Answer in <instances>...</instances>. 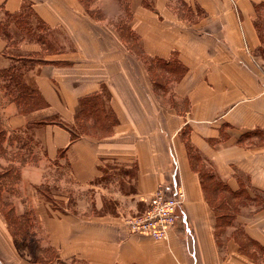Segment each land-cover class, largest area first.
<instances>
[{
  "label": "crops",
  "instance_id": "crops-1",
  "mask_svg": "<svg viewBox=\"0 0 264 264\" xmlns=\"http://www.w3.org/2000/svg\"><path fill=\"white\" fill-rule=\"evenodd\" d=\"M24 9L47 34L11 36L13 15ZM129 9L122 29L134 40L79 0H0V69L17 67L44 101L28 112L11 99L0 107L5 154L8 139L34 137L45 159L65 164L74 188L99 196L103 176L117 170L133 188L113 196L116 212L55 214L41 202L38 245L53 254L41 261L14 244L0 214V264H264V207L249 206L244 216L243 203L231 219L243 221V231L216 232L200 175L223 184L220 194L264 193V0H131ZM92 96L110 113L101 122L114 121L102 135L71 139L67 126ZM42 171L21 167L24 197L34 196V185L37 192ZM176 183L183 200L166 238L129 232L121 201L142 213L158 187Z\"/></svg>",
  "mask_w": 264,
  "mask_h": 264
},
{
  "label": "rangeland",
  "instance_id": "rangeland-1",
  "mask_svg": "<svg viewBox=\"0 0 264 264\" xmlns=\"http://www.w3.org/2000/svg\"><path fill=\"white\" fill-rule=\"evenodd\" d=\"M179 1L180 0H177V2ZM232 6H234V3H232ZM89 7L90 8H88V11H92V13L90 14L97 18V20H99L101 24L112 27L114 31L118 33L120 32L123 37L128 36V38L131 37V39L134 40L133 35L130 33V31L125 30V28L124 30L122 29L123 24L130 17L129 8H131V0H109V2H107L106 0H93L89 4ZM102 8H118L119 12L117 14L113 13L112 15H106L105 12L101 11ZM121 11L123 12L121 13ZM18 18L20 21L22 20L21 24L17 23L16 18L12 19L13 28L10 29L12 37L15 36L16 39H19L20 37L34 39L38 35L47 34V30L40 26L38 20L32 14L27 13L26 9H24V11ZM150 64V68L153 69L152 62H150ZM4 83V79L0 78L1 95H3V98L0 101V107H2L4 103L10 100L12 96L11 94L7 93L6 89H4ZM102 134H104L103 131L101 132V135ZM12 139L13 140L8 139L5 143L7 154H5L6 158H0V168L5 167V165H8L9 161H11V164L16 168L18 172V179L15 182H7L3 184L4 190L2 191L1 196L5 200L11 202L15 201V206L17 207V209L14 210L18 216L22 217L23 215H28L29 217L28 238L23 241L22 238L18 237V243H15L13 241L20 250H24L26 245H29L32 242H36L38 244L40 242L41 225L38 219V212L41 208V202L44 203V206H46L48 213L55 214L73 213L80 211L92 214L105 211L116 212V207H119V199H113V196L116 197L123 193H128L133 189L131 178L127 179L123 174H121L122 170L113 172H109L107 170V174L102 178L106 179L105 183L107 185V190H98L100 192L99 196L96 195V189L92 187L76 189L71 183L65 164L57 166L56 163L48 161L43 157L42 144L40 141H38L34 137L25 139L23 135L22 137H17V139ZM24 163H32L34 165L41 166L44 170L42 171L43 178H41L40 183H38L39 186H37L36 189L37 192H35L36 185H34L33 189H29L34 194L32 198L28 196L24 197L23 191L18 187V183L21 180L20 169L24 165ZM129 175H131V173H129L128 176ZM42 187L45 189V191H40V188ZM244 191L245 192L240 193L241 196L239 198L246 196L247 199H251L253 198L252 196H254L253 200L256 202H254L255 204L249 205V201L245 200L244 202H242V204L245 203V206L247 207V209L244 211V216H247L250 213L248 209L249 206H252L254 208L264 207V193L254 190ZM250 192L252 196L249 195ZM123 203L125 205H123ZM121 204L122 205L120 206H122V209H125L122 213L124 218L127 216L138 214L137 212H132L131 209H128L126 201H121ZM241 205H237V211L239 210V207H242ZM234 213H236V210L233 212V215ZM242 223L243 221H235V223L231 221L230 227H226L232 229V226H236L237 229L243 231ZM40 256L49 257L51 259V257H53V254L49 251L47 253L43 252V254H41Z\"/></svg>",
  "mask_w": 264,
  "mask_h": 264
},
{
  "label": "trees",
  "instance_id": "trees-1",
  "mask_svg": "<svg viewBox=\"0 0 264 264\" xmlns=\"http://www.w3.org/2000/svg\"><path fill=\"white\" fill-rule=\"evenodd\" d=\"M79 1L88 11V8H90L89 4L93 0ZM88 12L92 13V11ZM21 13L22 12L13 15V18H16L17 23L20 24L22 20L20 21L18 17ZM27 13L31 12L27 11ZM157 65H162V63L159 62ZM0 78L4 79L5 83L3 87L6 89L7 93L12 95L11 100L16 103L20 112H28L44 105V101L40 95L34 89L25 84L22 78V73L17 67L10 66L8 68L0 69ZM154 82H157L156 77L154 78ZM103 116L110 117V113L104 109V106L97 97L92 96L82 99L80 101L76 123L72 126H67L71 139H75L79 134H96L98 131L104 132L105 130H108L111 126V122L114 120L111 117L109 123H103L101 122ZM56 123L60 124L59 122ZM4 138L5 130L0 122V155L5 154V149L3 147ZM200 175L202 177V188L216 214V232H220L224 227L231 223L233 212L237 210V205H241L242 202L247 200V198L246 196L239 198L241 194L238 195L236 192H225L220 194V191L225 189L224 186L222 187L223 184L213 180L211 175L205 170H201ZM17 179L18 172L13 165L10 164L6 167L0 168V214L15 243H18V237L22 238L23 241L28 238L29 217L28 215H23L22 217L18 216L15 213L13 203L3 199L1 193L4 190L3 184L7 182H15ZM40 191H45V189L42 187L40 188ZM233 198L236 200L238 199V201L233 203ZM250 243L254 244L251 241ZM240 245L242 249H244V247L247 246V242L240 240ZM26 246L34 261H41L44 259V257H41L40 255L43 254V252L47 253V251H41L38 243L32 242Z\"/></svg>",
  "mask_w": 264,
  "mask_h": 264
},
{
  "label": "built area",
  "instance_id": "built-area-1",
  "mask_svg": "<svg viewBox=\"0 0 264 264\" xmlns=\"http://www.w3.org/2000/svg\"><path fill=\"white\" fill-rule=\"evenodd\" d=\"M264 92V74L262 75ZM183 192L179 184L169 188L158 187L149 198L147 208L135 215L123 218V223L131 233H139L153 239H165L167 231L176 221L181 207Z\"/></svg>",
  "mask_w": 264,
  "mask_h": 264
}]
</instances>
